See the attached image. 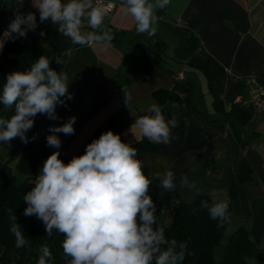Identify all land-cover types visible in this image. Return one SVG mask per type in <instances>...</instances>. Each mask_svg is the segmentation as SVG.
<instances>
[{
  "label": "crops",
  "instance_id": "crops-1",
  "mask_svg": "<svg viewBox=\"0 0 264 264\" xmlns=\"http://www.w3.org/2000/svg\"><path fill=\"white\" fill-rule=\"evenodd\" d=\"M113 1L114 9L105 17L104 27L109 25L121 32L111 30L114 39L111 47L105 48L98 43L73 44L50 19L40 23L32 0H23L22 6L19 0H0V37L16 11L35 13L38 27L23 38L44 45L62 58L61 65L54 61L50 67L69 75L72 80L68 91L74 97L65 101L66 106H57L58 120L37 114L34 127L27 133L29 138L36 135L35 140L25 144L16 137L9 145L0 142V165L9 159L18 180L36 178L53 152L59 151V158L67 164L74 156L84 154L86 146L99 138V132L112 130L123 142L135 143L142 135L134 126L135 119L148 114L150 104L160 105L153 91L164 88L180 98L170 112L179 124L172 129L169 144H156L154 150L137 153L150 179L156 172L175 173L176 189L172 192H163L159 181H152L158 194L163 198L176 195L185 202L194 200L198 196L194 190L180 186V178L186 175L196 182L200 195L208 194L221 202L235 181L237 192L224 232L228 236L243 224L253 241L264 248V114L252 111L243 124H235L246 139L243 148L226 117L229 102L243 92L242 76L254 71L264 79V0H171L165 9L156 11L153 38L162 51L147 74L136 73L129 57L134 42H149L147 35H133L134 19L125 13L121 0ZM82 31L93 29L84 25ZM16 52V38L6 39L0 48V90L13 72ZM179 72L182 77L177 76ZM117 75L120 80L130 77L126 89L117 86ZM124 93L132 97L127 106ZM13 113V109L0 104V117L10 118ZM71 116L77 118L75 133H57L61 147H49V127ZM242 157L252 174L248 180L237 182ZM247 264H264V259L252 257Z\"/></svg>",
  "mask_w": 264,
  "mask_h": 264
},
{
  "label": "clouds",
  "instance_id": "clouds-1",
  "mask_svg": "<svg viewBox=\"0 0 264 264\" xmlns=\"http://www.w3.org/2000/svg\"><path fill=\"white\" fill-rule=\"evenodd\" d=\"M32 3L39 11V22L50 19L57 31L73 44L98 43L111 47L114 35L104 27L108 7L94 5L93 0H32ZM170 3L171 0H121V7L134 19L135 31L151 37L157 31L156 11ZM18 4L22 6L23 0ZM85 21L93 31H82ZM37 27L35 13L16 11L0 37V48L6 39L26 38ZM53 59L58 65L63 63L60 57ZM53 59L41 55L29 69L7 75L0 90V104L14 113L10 118L0 117V142L9 145L16 137L25 144L35 140L36 135L29 138L27 133L34 127L37 114L58 120L57 106H66L65 101L74 98L68 91L72 79L66 72L50 67ZM131 99L130 94L124 93L126 106ZM148 113L136 118L134 126L149 142L169 144L177 120L174 117L166 120L155 103L149 105ZM76 119L71 116L58 126H50L47 145L59 149L62 141L57 133L73 135ZM137 153V148L108 130L89 143L84 154L74 156L67 164L59 158V151L45 160L34 185L23 197L27 203L23 214L41 220L47 237L52 236L53 230L63 234L61 246L64 255L71 258L69 264H182L184 261L186 242L169 239L163 227H154L156 205L148 194L153 180L159 181L163 192L174 191L175 173L156 172L150 179L144 174L145 165L137 159ZM180 186L194 190L195 195L201 194L196 182L189 181L186 175L180 178ZM228 207L223 201L212 205L201 201V208L218 221V227L229 219ZM11 219L15 247L22 248L28 240L15 214ZM39 251L37 264H51L48 245H41Z\"/></svg>",
  "mask_w": 264,
  "mask_h": 264
},
{
  "label": "trees",
  "instance_id": "trees-1",
  "mask_svg": "<svg viewBox=\"0 0 264 264\" xmlns=\"http://www.w3.org/2000/svg\"><path fill=\"white\" fill-rule=\"evenodd\" d=\"M109 26V25H108ZM107 28L115 32L120 29L109 26ZM91 30V29H90ZM146 35V34H145ZM148 38L147 44L134 42L131 46L129 57L131 65L136 73L147 74L153 67L162 46L155 43L153 36ZM16 62L14 71H25L41 55L50 60L56 58V54L38 42L26 41L23 37L16 38ZM55 61L53 59L50 66ZM129 76L123 80L116 76V83L120 89H126ZM153 95L160 103L162 113L166 120L171 119L170 112L180 103V98L174 92L164 88H157ZM175 105V107H173ZM252 112L251 109L237 103L229 102L227 119L232 124L236 139L240 147L245 146L246 139L235 124H243ZM150 113L146 114L149 115ZM179 124V123H178ZM119 134V133H116ZM122 140V139H121ZM131 146L138 152L154 150L156 143L149 142L141 135L140 139ZM144 174L147 173L142 169ZM252 169L246 159L242 157L237 167V182H243L250 178ZM35 183V177L26 176L18 180L12 169L9 159L0 165V264H37L41 245L47 244L52 253L51 264H69L70 257H66L62 249L63 234L53 230L52 236L47 237L45 225L35 216H25L24 209L27 203L23 200L25 193L31 190ZM237 192V185L232 181L227 189L226 199L229 217L231 215V201ZM156 205V224L154 227H163L165 235L169 239L178 242H186L187 250L182 264H247L252 257L264 259V248L258 246L250 236L248 228L241 224L234 228L222 243L221 255L216 263L214 249L221 243L224 236L223 226L218 227V221L210 218L207 209L201 208V201H207L209 205L215 202L208 194L198 195L194 200L185 202L176 195L163 198L151 183L148 193ZM195 210V211H194ZM16 215L17 223L24 232L28 244L22 248L15 247V236L10 228L13 224L12 215Z\"/></svg>",
  "mask_w": 264,
  "mask_h": 264
},
{
  "label": "built area",
  "instance_id": "built-area-1",
  "mask_svg": "<svg viewBox=\"0 0 264 264\" xmlns=\"http://www.w3.org/2000/svg\"><path fill=\"white\" fill-rule=\"evenodd\" d=\"M94 5L108 7V14L114 9L115 2L113 0H93ZM84 25L91 29L87 22ZM178 77H182V73H177ZM243 92L237 93L233 99V103L251 109L253 112L264 114V79L260 78L254 71H250L242 76Z\"/></svg>",
  "mask_w": 264,
  "mask_h": 264
},
{
  "label": "rangeland",
  "instance_id": "rangeland-1",
  "mask_svg": "<svg viewBox=\"0 0 264 264\" xmlns=\"http://www.w3.org/2000/svg\"><path fill=\"white\" fill-rule=\"evenodd\" d=\"M100 135H101V132H99L98 135H97L96 137H100ZM226 237H227V233L224 232V236H223V238H222V240H221V243H220L218 246H216L215 249H214V257H215V261H216V263L218 262V260H219V258H220L219 255H218V250L220 251V254H221L222 243L225 242Z\"/></svg>",
  "mask_w": 264,
  "mask_h": 264
},
{
  "label": "water",
  "instance_id": "water-1",
  "mask_svg": "<svg viewBox=\"0 0 264 264\" xmlns=\"http://www.w3.org/2000/svg\"><path fill=\"white\" fill-rule=\"evenodd\" d=\"M132 34H133V35H136V34H139V33H137L136 31H133Z\"/></svg>",
  "mask_w": 264,
  "mask_h": 264
}]
</instances>
